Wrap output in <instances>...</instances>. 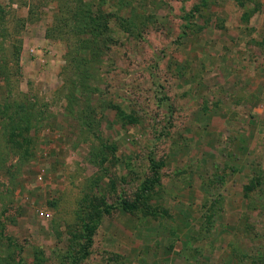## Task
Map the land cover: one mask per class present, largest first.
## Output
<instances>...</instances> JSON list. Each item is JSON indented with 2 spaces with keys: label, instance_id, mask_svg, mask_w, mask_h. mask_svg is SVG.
<instances>
[{
  "label": "rangeland",
  "instance_id": "1",
  "mask_svg": "<svg viewBox=\"0 0 264 264\" xmlns=\"http://www.w3.org/2000/svg\"><path fill=\"white\" fill-rule=\"evenodd\" d=\"M0 264H264V0H0Z\"/></svg>",
  "mask_w": 264,
  "mask_h": 264
},
{
  "label": "trees",
  "instance_id": "2",
  "mask_svg": "<svg viewBox=\"0 0 264 264\" xmlns=\"http://www.w3.org/2000/svg\"><path fill=\"white\" fill-rule=\"evenodd\" d=\"M76 17V16H74ZM73 17V18H74ZM5 104V103H4ZM3 105V104H2ZM6 107L11 108V107H14L16 110L20 111V109L18 108V106L16 104H5ZM4 107V105H3ZM11 114V113H10ZM10 114H8L7 116L9 117ZM12 115V114H11ZM32 115V112L31 111H28L26 112V118H19V117H16L17 118V121L19 120L20 122H23L25 123L24 126L21 128V130H16L15 127H13L12 125L10 126H3L5 128V134L4 135V138H5V143L8 147V149L14 144V147H17L18 149L20 148L21 149V158L24 159L26 158L28 155L31 154V152H28L27 148H28V145L30 144V137L28 136V134L26 133V131L28 130L29 128V121H28V117H30ZM22 129L25 131V136H22ZM14 131H16V133H14ZM20 135L21 138H18ZM9 137L11 138V142L9 141ZM21 147H24V150L21 148ZM13 148V146H12ZM11 152V151H9ZM24 163V162H22ZM20 168V167H19ZM122 207L127 209V203L126 202H123L122 204ZM91 223V222H90ZM92 226L89 225V222H86L85 226H84V232L86 231V233H88V235L86 236V240L88 242L91 241V230H92Z\"/></svg>",
  "mask_w": 264,
  "mask_h": 264
},
{
  "label": "crops",
  "instance_id": "3",
  "mask_svg": "<svg viewBox=\"0 0 264 264\" xmlns=\"http://www.w3.org/2000/svg\"><path fill=\"white\" fill-rule=\"evenodd\" d=\"M44 40H46V39H44Z\"/></svg>",
  "mask_w": 264,
  "mask_h": 264
}]
</instances>
